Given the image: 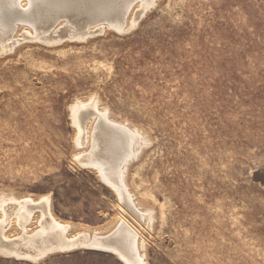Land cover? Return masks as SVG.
I'll use <instances>...</instances> for the list:
<instances>
[{
	"label": "rangeland",
	"instance_id": "rangeland-1",
	"mask_svg": "<svg viewBox=\"0 0 264 264\" xmlns=\"http://www.w3.org/2000/svg\"><path fill=\"white\" fill-rule=\"evenodd\" d=\"M133 7L126 34L0 55V199L47 198L57 220L97 232L125 218L148 264H264V0ZM94 101L137 132L127 183L151 228L76 160ZM0 264L124 263L85 248Z\"/></svg>",
	"mask_w": 264,
	"mask_h": 264
},
{
	"label": "bare ground",
	"instance_id": "bare-ground-1",
	"mask_svg": "<svg viewBox=\"0 0 264 264\" xmlns=\"http://www.w3.org/2000/svg\"><path fill=\"white\" fill-rule=\"evenodd\" d=\"M88 1L0 0V55L13 51L15 44L22 40L56 46L52 44L61 43L53 37L62 34L68 41L81 42L102 23L103 14L101 16L90 8ZM150 3L152 5L154 1ZM129 14L125 9L121 15H117L116 11L109 13L124 17L126 27H135L133 16L129 18ZM17 37L21 39L17 40ZM92 107L96 114L86 125L80 126L78 148L81 153L77 154L76 160L82 166L95 170L135 217H140V221L148 223L151 228L153 213L148 210V213H141L142 208L135 202L127 183L128 166L141 149L135 142L137 132L112 122L107 111L100 113L96 101ZM7 201L12 203L8 208ZM0 212V253L4 255L36 263L43 261L53 250L63 252L94 248L114 253L125 264H148L146 243L141 233L125 218L116 219V227L109 232L91 231L88 227L57 220L47 198L17 200L2 197ZM14 231L15 236L12 237Z\"/></svg>",
	"mask_w": 264,
	"mask_h": 264
},
{
	"label": "water",
	"instance_id": "water-1",
	"mask_svg": "<svg viewBox=\"0 0 264 264\" xmlns=\"http://www.w3.org/2000/svg\"><path fill=\"white\" fill-rule=\"evenodd\" d=\"M88 2H89V7L92 8L95 12H99V14L101 16L103 14L102 17L100 16L102 18V20H101L102 23L99 24V26L96 28L95 31H93V33H90L86 37L82 38L80 40L81 42H85V41L89 40L90 38H92L93 36H96L98 34H102L106 28L115 31L118 34H126L133 29V26H130V27L127 26L126 27L127 20L124 17L119 18L117 15L119 13L121 15L122 11H124V9L128 10L130 12L132 7L134 6V4L137 2V0H89ZM149 7H151V5H149ZM115 11L117 12L116 16L109 15L110 12H115ZM104 14H106L107 16H105ZM116 17H118V18H116ZM116 20H118V21H116ZM53 39L56 41H59V43H62V41L64 39L67 40L66 36L62 35V34H60L58 37H53ZM37 43H42V42H37ZM52 45H57V44H52ZM140 152H141V149L138 150V152L135 155V157L133 158V160H136L139 157ZM87 249L98 250V249H94V248H87ZM69 251H73V250H69ZM69 251L57 252V251L53 250L52 252H49V254L45 257V259L52 256V255L64 253V252H69ZM100 251H102V250H100ZM108 253H110V252H108ZM0 255H3L5 257H10V258H15L18 260L20 259V258H16L14 256H11L10 254L4 255V254L0 253ZM113 255L116 256L114 253H113ZM20 260H24V259H20ZM36 263H38V262H36Z\"/></svg>",
	"mask_w": 264,
	"mask_h": 264
}]
</instances>
